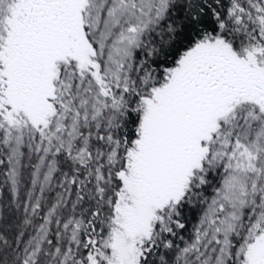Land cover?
Masks as SVG:
<instances>
[{
  "label": "snow or ice",
  "instance_id": "snow-or-ice-1",
  "mask_svg": "<svg viewBox=\"0 0 264 264\" xmlns=\"http://www.w3.org/2000/svg\"><path fill=\"white\" fill-rule=\"evenodd\" d=\"M0 264H264V0H0Z\"/></svg>",
  "mask_w": 264,
  "mask_h": 264
}]
</instances>
